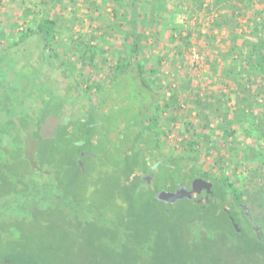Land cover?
<instances>
[{"label":"trees","instance_id":"obj_1","mask_svg":"<svg viewBox=\"0 0 264 264\" xmlns=\"http://www.w3.org/2000/svg\"><path fill=\"white\" fill-rule=\"evenodd\" d=\"M13 3L25 28L15 32V20L10 34L0 30V41L4 40L0 42V102L5 103L0 104V114L5 117L0 122V264H52L37 259L34 243L41 229L61 219L68 223L69 237L75 244L70 257L57 264H243L248 244L255 251L260 243L253 235L248 242L243 229L239 227L237 232L230 217L234 223L239 221L234 207L243 213L237 204L246 193L249 176L240 178L242 183L236 185L229 176L218 175L229 163L217 151L237 131L257 144L264 141V0ZM82 3L86 5L82 15L97 25L100 36L71 32L75 21L77 26L82 22L77 13ZM22 5L27 8L21 11ZM69 6L73 8L67 12ZM196 12L210 23L204 42L209 43L213 60L199 77H185L172 86V78L161 72V61H178L181 46L174 47L175 42L188 46L190 34L176 38L174 33L188 26ZM62 30L71 32L66 41ZM214 32L221 35L219 47L215 46ZM29 39H34L39 48L38 58L35 63L28 60L19 66V56L26 54L23 46ZM154 44L160 45L157 54L151 52ZM170 47L176 55H169ZM51 60L59 61L56 68L62 69L69 81L63 96L38 77L39 67L50 65ZM84 73H106L110 78L102 105H107L108 90L122 75H132L140 102L144 103L143 118L137 124L139 134L125 142L121 158L106 179L105 195L116 205L113 210L108 206V213L88 209L98 205L86 200L102 184L87 180L91 170L86 164L90 160L103 166V162L98 160L96 164L93 154H85L81 158L83 171L77 162L94 140L93 130L102 111L90 100L96 81H82ZM183 92L186 96L182 98ZM33 94L41 104H26ZM67 95H72V101ZM179 98L190 107V121L181 133L188 138L181 140V149L176 153L172 150L163 154L161 136L166 134L160 104L168 109ZM79 99L86 103L74 106ZM65 114L82 118L58 126L54 138L41 139L39 130L45 120ZM215 119L217 124L213 125ZM174 122L172 117L169 131H173ZM29 127L35 128L31 139L38 142L35 167L24 152L23 133ZM197 147L210 155L215 153L210 163L197 164ZM100 172L103 176L104 171ZM112 178L117 181L114 183ZM185 178L205 181L211 185V193L202 205L184 198L165 212V204L156 199V194L177 187ZM76 179L83 180L79 191L82 197L71 190ZM149 201L164 206L160 216L155 214L159 217L155 230L146 224L147 213L155 212L148 209L152 206ZM183 203L187 207L182 208ZM71 210L73 213H67ZM222 217L229 224L227 228L220 224ZM77 256H83L82 260Z\"/></svg>","mask_w":264,"mask_h":264},{"label":"rangeland","instance_id":"obj_2","mask_svg":"<svg viewBox=\"0 0 264 264\" xmlns=\"http://www.w3.org/2000/svg\"><path fill=\"white\" fill-rule=\"evenodd\" d=\"M13 1L14 0H0V30H3V32H5L6 34H10V28L13 27L12 24L15 20H18L17 26L14 27L15 32L21 30V28H25L23 27L21 18L17 17L18 13L16 10V6L13 5ZM15 1L16 4H20L18 3L20 0ZM82 1L84 0H80V2ZM26 3H28V1H26ZM79 7L81 9L77 13L79 18L82 19V22L80 26H77V21H75L73 26H76L71 28V32L100 36L97 25L95 23H90L88 21V18L82 15V13H86V11L84 10V8H86V5H83L82 3L79 5ZM25 8H27V6L22 5L20 10L22 11ZM72 8L73 7L69 6L67 12H69V10H72ZM195 14L196 17L193 19V21L189 22L188 26L182 29H177V31H175L174 33L176 38H179V36L186 38L188 34H190V36L188 37V46L184 47L185 43H182L178 40L177 42H175L174 47H176V44H178V47L181 46V52L180 55H178V61L169 62L166 59L161 61V72L164 74V76H166V78H168V76L172 78V86L178 84L180 80L184 79L185 77H190L192 79L195 77H199L200 73H202L203 70L206 69L207 65L210 64L213 60V57H211L210 47L208 46L209 43L207 44L206 42H204L206 39L205 35L208 33V30H210V23L206 21L205 17L200 15L199 12H196ZM177 20L178 18L175 20L176 24ZM62 32L64 34L63 40L66 41L71 32L67 30H62ZM213 35L216 37L214 40L215 46L219 47L220 45L217 43L219 42L221 35L216 32H214ZM2 41H0L1 44H3ZM23 47L24 50H27V52L26 54H20L19 66L20 64L28 60L34 62V60L38 58L39 55V48L34 39L27 40V43ZM159 47L160 45L157 44L156 46V44H154L151 49L152 54H157ZM191 48H195L202 57V63L199 67L191 66ZM175 51L176 50L174 48L170 47L169 55H176ZM147 56L150 57L151 54L148 52ZM58 64L59 61L51 60L50 65L48 64L40 66V74L38 77L41 81L47 83L49 87L52 88L54 93L63 96L65 91L68 90L67 83L69 81L64 78L63 70L56 68ZM25 73L27 75H30L29 71H26ZM12 75L13 74H10L8 76L9 80L13 79ZM88 78L96 81L94 89L90 93V100L91 102H93L95 107L99 108L102 111H100V114L98 116V126H96V129L93 130V132L95 133L94 140L89 146L86 147L87 153L84 154H93L96 158V164H98L97 161L99 160L103 162V166L94 165V162L90 160H88V164H86L87 169L91 170V172L89 171L87 174V180L91 183L92 181L96 182L97 180L102 182V184L100 183L99 186H96L94 188L92 195L90 193L88 199L86 198V200H88L89 202H96L98 205L97 208H89V206H87V208L92 209L93 211H99V209H101L108 213L110 207L113 210V206L116 205H114V202L113 204H111V202L107 199L108 195H105V192L108 191L106 179L107 177H111L112 169L116 167L117 161L121 158L125 142H129L128 140H131V138L134 137V134H139L140 129H138L139 126L137 124L139 123V120L141 122L143 118L141 117V109H143L142 105H144V103L140 102L138 89L135 81L132 78V75H122L115 81L112 87L108 90L109 97L106 106L102 105L101 102H103L102 99L104 93L108 88L110 78L106 75V73H95L92 76L84 73L82 76V81L87 80ZM98 86L101 87V90L96 89V87ZM82 87H86V84L84 82H82ZM182 96H186V93H181V97ZM67 97H69L70 101H72V95H67ZM85 103L86 100L79 99L73 104H75L74 106H76V104ZM26 104H41V100L33 94L32 97L26 101ZM160 105V119L163 121L160 122H162L161 124H163L164 132L166 134V136H161V141L164 142L161 150L163 154H169L172 150V152L176 153V150L178 151L181 149V140L188 138L186 133L183 135L181 133H184V130L187 126L186 124L188 121H190V118L188 117L190 107H188V105L185 104V101H182L181 98H179L177 104L172 105L168 109H164V104ZM232 105L233 104H228V106ZM193 116H195V112L192 113V117ZM65 117L73 120L76 116L70 117V114H65ZM172 117L175 119V126L173 128V131H169ZM216 124L217 121L215 119L213 125ZM234 128L237 127L232 126V129ZM243 134L244 133L242 131H237L235 135L228 137L225 142L220 144L218 151L216 150L220 153V156L226 159L229 163L228 167L226 169L222 168L223 170L218 173V175L222 173L226 176H229L231 182L236 185H240V183H242V178H246L247 176H249V180H247L248 184L245 185L244 189L246 190V193L241 197L242 199L240 201V204L244 205V203L247 201L246 198L248 194L251 193V214L253 215L255 221L258 223L260 222L259 219H262L261 207L263 206L261 205L264 203V141H261L257 144V142L252 139H245ZM59 143L60 142H58V144ZM232 144L234 146H231ZM252 148H255V150L252 151ZM197 149H199L197 161V164L199 166H203L204 162L208 164L212 161V155L215 154L214 152L212 155H210L208 150L204 151L201 147H197ZM14 150H17V148H14ZM97 157L101 160L97 159ZM19 171L22 172L21 168H19ZM100 171H104L103 176H100ZM217 171L218 169L216 170V172ZM39 180L41 181V178H39ZM112 180L114 183L117 181L115 178H112ZM112 180L110 181L112 182ZM186 180L187 178H185V181ZM82 185V179H76L75 184L72 185L71 190H75L78 197H82V195H79V191L81 190L80 188ZM69 201L73 203L72 200ZM149 202L152 206L148 209H153L155 212L147 213L148 215L146 218L148 219V221L146 224L152 230H155L157 229V219L159 218L158 215L160 216V214L162 213L161 211L164 209L165 205L163 206L160 204H156L152 201ZM179 204L180 203L178 202V205ZM184 204L186 203H183L180 206L182 208L183 206L187 207ZM108 206L110 207L108 208ZM43 208L45 209V207ZM170 209L171 207L165 206L164 211L167 212V210L170 211ZM232 210L236 212L234 216L239 220L235 224H237L238 228L240 227V229H243L245 231V229H247L248 227L245 223L243 213L238 207H234V209ZM73 211L74 210H71L67 213H73ZM143 211H146V207L143 209ZM155 214H158L157 218L155 217ZM221 220L222 221H220V224L227 228L229 226L227 221L223 217ZM60 221L54 220L48 227L41 229V231L37 233L39 239L34 243V245L38 249V254L36 255L37 259L48 260L52 264H57L62 259H68L72 254L71 249L74 246L75 242L69 237L70 227L68 223ZM87 245L88 250H90V252H94L93 247L90 244ZM82 257L83 256H77L79 260H82ZM87 261L89 262V260Z\"/></svg>","mask_w":264,"mask_h":264},{"label":"water","instance_id":"obj_3","mask_svg":"<svg viewBox=\"0 0 264 264\" xmlns=\"http://www.w3.org/2000/svg\"><path fill=\"white\" fill-rule=\"evenodd\" d=\"M82 118L81 115L76 116L73 120L68 119L67 117H54V116H49L45 122L42 124L40 130H39V136L41 139H52L54 138V136L56 135L57 132V128L60 125H66L68 124L70 121H76L77 119ZM5 119V117L3 115L0 114V122L3 121ZM16 124L19 125L18 121L15 120ZM35 130L34 127H29L24 133H23V142H24V152L25 155L28 157L29 162L31 163V165L33 167H35V163L33 161L35 153H36V148H37V144L38 142L34 141L31 139V133L32 131ZM85 154H81L80 158L78 159V166L82 169V171L84 170L83 164L81 162V158L84 156ZM155 167H153L152 169H154ZM187 180L191 183V191H188L184 186H180L179 189H177L174 192H170V191H159L156 194V199L158 201H161L165 204V206L167 207H173L175 201H178L180 199H184L187 198L189 200H192L194 203L202 205L203 201H204V196H200L199 192H201L200 190H206L207 194H210L209 190L211 185L206 183L205 181L201 180V179H189L187 178ZM195 184H197V188H195ZM206 201V200H205ZM167 212H169V210H167ZM231 222L233 223L234 228L236 229L237 232L240 231V229L238 228L237 224L234 223V220L232 217H230Z\"/></svg>","mask_w":264,"mask_h":264},{"label":"flooded vegetation","instance_id":"obj_4","mask_svg":"<svg viewBox=\"0 0 264 264\" xmlns=\"http://www.w3.org/2000/svg\"><path fill=\"white\" fill-rule=\"evenodd\" d=\"M0 104H5V103L0 102ZM180 186H184L188 191H191V188H192L191 183L186 180L185 182H182V183L179 182L177 187L171 190H165V191L174 192L177 189H179ZM197 186L198 185L195 184V188H197ZM200 191H201L199 192L200 196H204V198L206 199V196L208 194L205 188L204 190L202 188V190ZM210 191H211V188L209 192ZM246 199L247 201L244 203V205L237 204L240 207H242L244 220L248 227L247 229H245V231L244 230L243 231L249 238L248 242L251 241L250 238L253 235L260 244L257 247V250L255 251H252L250 244H248V246L246 247L247 254H246L245 260L243 261V264H264V203L261 205L263 206L261 207L262 219H259L260 222L257 223L253 215L251 214V204H252L251 193L248 194Z\"/></svg>","mask_w":264,"mask_h":264},{"label":"built area","instance_id":"obj_5","mask_svg":"<svg viewBox=\"0 0 264 264\" xmlns=\"http://www.w3.org/2000/svg\"><path fill=\"white\" fill-rule=\"evenodd\" d=\"M191 66L199 67L202 63V57L200 53L195 49L191 48L190 50Z\"/></svg>","mask_w":264,"mask_h":264}]
</instances>
